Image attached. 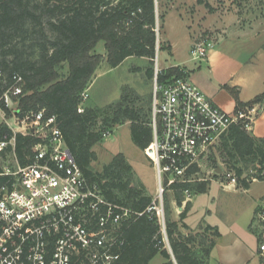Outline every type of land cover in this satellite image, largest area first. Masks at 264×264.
Masks as SVG:
<instances>
[{
  "label": "trees",
  "instance_id": "1",
  "mask_svg": "<svg viewBox=\"0 0 264 264\" xmlns=\"http://www.w3.org/2000/svg\"><path fill=\"white\" fill-rule=\"evenodd\" d=\"M159 3L158 0L157 3L155 0H0V72L7 82L13 74L22 77L16 117L20 119L26 113L41 110L46 117L53 116L88 185L96 187L108 202L131 211L118 230L121 245L119 258L113 264H149L157 254L165 259L163 264H208L220 233L209 225L188 228L184 220L191 208L190 201L178 221L170 219V205H165L168 251L155 212L145 211L152 197L147 195L143 184L132 185L133 171L126 157L122 153L114 155L101 172L91 167L96 160L93 147L102 141L105 132L111 133L116 126L128 123L132 143L144 154L152 142L150 105L148 110L140 107L137 103L141 98L134 90L124 87L117 102L102 108L82 107V95L89 90L102 63L103 57L94 53L100 41L110 69L128 58H145L148 61L145 76L152 79L156 49H163L156 32L157 22L164 18L159 13L164 5ZM180 74V67H170L158 78L163 81ZM227 89L232 93L235 109L264 102V91L242 103L236 89ZM0 109L10 116L4 105ZM10 140L13 145L0 152V160L10 152L20 166L29 164L40 139L14 133L6 123H0V141ZM219 144L225 168L235 177L237 188L248 189L254 180H264V138L232 127ZM197 170L194 165L190 173ZM208 185L207 181L173 185L171 192L176 206H182L186 190L199 195L207 191Z\"/></svg>",
  "mask_w": 264,
  "mask_h": 264
},
{
  "label": "built area",
  "instance_id": "2",
  "mask_svg": "<svg viewBox=\"0 0 264 264\" xmlns=\"http://www.w3.org/2000/svg\"><path fill=\"white\" fill-rule=\"evenodd\" d=\"M211 38L204 35L191 47L193 61L207 60L214 48ZM153 63L152 142L145 155L156 174L157 195L145 211L155 212L168 247L163 194L175 184L192 183L194 173H190V168L199 166L201 158L232 127L251 132L259 111L258 105L232 112L220 109L192 83L183 68L182 74L159 81L163 70L158 67V48ZM22 82L18 74L7 82L0 72V107L4 105L10 110L13 103L17 105ZM82 97L86 100L87 92ZM15 132L35 136L40 142L29 164L20 166L12 155L14 167L4 166L0 171V264L117 261L121 245L118 230L131 211L108 202L96 187L88 185L53 116L46 117L43 110L26 113L16 118ZM109 134L105 132L103 137ZM10 145L13 140L0 141V152ZM235 183V177L229 173L226 185ZM255 214L250 229L257 239L259 262L264 264V197Z\"/></svg>",
  "mask_w": 264,
  "mask_h": 264
},
{
  "label": "rangeland",
  "instance_id": "3",
  "mask_svg": "<svg viewBox=\"0 0 264 264\" xmlns=\"http://www.w3.org/2000/svg\"><path fill=\"white\" fill-rule=\"evenodd\" d=\"M158 1H160V5H164V8L159 11L164 18L157 22L158 43L160 42L163 47L162 50L158 51V67L160 69L180 67L188 71L190 80L191 76L194 78L198 75L206 78L209 87L216 92L217 98L226 103H231L233 98L231 91L227 89V85L230 86L238 81L247 85L251 76L253 83L257 81L258 85L259 83L264 84V42L262 47L258 46L259 40L264 38V0ZM256 20L258 21L255 23V27L258 26L259 32L252 38L244 32L233 33L236 31H232L225 38L223 32L213 25L225 21L224 24H229L232 29L238 27V29L247 32V28L249 29L250 24ZM204 35L212 36L211 39H214V48L211 51H219L211 58L209 67L206 61H193L190 53L191 47ZM94 53L101 55L103 60L95 72L93 81L87 90L88 97L84 100L82 107L102 108L115 103L120 99L123 88L128 87L140 96L141 101L137 104L144 110H148L153 85V77L147 79L145 76L148 61L145 58L132 57L126 59L118 67L110 69L105 61L106 51L102 41L96 44ZM220 53L224 54L226 58ZM152 67L154 68V63ZM199 67L202 72L197 74ZM262 88L264 89L263 86ZM262 90L259 88L258 93ZM16 108L17 105L13 103L9 117L0 110V123H6L13 132H15L17 118L15 117ZM219 143L220 141L201 158L200 165L197 166L198 170L192 177L191 184L207 181L209 190L205 194L197 196L196 201L199 203L187 216L186 221L188 220L193 226L217 223L224 232L222 244L229 246L232 238L231 233L228 234L229 223L234 220L235 217L233 216L243 208L245 198L221 190L220 186H227V175L230 172L225 168L221 158ZM93 151L96 154V160L91 164L93 171L101 172L103 166L108 164L114 155L122 153L132 167V185L137 186L141 183L145 187L147 195L151 196L152 199L156 197L157 179L155 171L144 152L132 143L128 123L114 127L107 138L103 137L102 141L93 147ZM13 161L12 154L8 152L5 159L0 160V163L2 167H14ZM253 187L254 190H257L256 192H259V188L264 187V182L256 183ZM163 195L164 215L165 205L169 203L170 219L174 221L179 220V215L184 210L185 204L188 201L191 203L195 196L190 191L185 192V200L182 202V206L178 207L174 202L173 192L169 191ZM212 197H216V201ZM218 203L228 208L224 214L226 216L218 212ZM183 232L186 233L187 231L183 230ZM166 248L169 251V246ZM164 261L165 259L157 254L149 264H163Z\"/></svg>",
  "mask_w": 264,
  "mask_h": 264
},
{
  "label": "crops",
  "instance_id": "4",
  "mask_svg": "<svg viewBox=\"0 0 264 264\" xmlns=\"http://www.w3.org/2000/svg\"><path fill=\"white\" fill-rule=\"evenodd\" d=\"M257 21L258 20L250 24L249 29L247 28L246 30L247 32H245L244 30L238 29V27H233L232 29V27L229 24H224L225 21H220L219 23H215V24L212 23V24L215 26L216 29H219L223 32V37L225 38L232 31H236L233 33L244 32L247 34L248 37L252 38L259 32L258 26L255 27L256 25L255 23ZM241 29H244V28L241 27ZM263 42H264V38L262 37L259 40L258 46H261ZM216 52H219V51L210 52L209 57L206 60V64L208 65V67L211 62V58L215 56ZM222 56L226 58L224 54ZM198 69L199 70L197 74H200L202 71L200 70V67ZM251 78L252 76L248 79L247 85H244V83H240V81L234 82V84L230 86L227 85L228 88L237 90L238 98L242 103H247L251 101L255 96L259 95L260 93L264 91V89L262 88V86L264 87V84L259 83L258 85L257 81L253 83V81H251ZM191 81L207 97H209L210 100L220 109L226 112H232L235 109V103H234L233 98L231 100V103H226L218 99L216 92L209 87L210 85L206 78H203L202 76H199V75L194 76V78H192L191 76ZM259 88H261V90L263 89L262 92L260 93H258ZM258 111H259L258 116L253 125L251 133L255 137L264 138V102L261 104H258ZM261 182H264V180L263 181L254 180L248 189L237 188L235 185H228L227 187L220 186L222 192L224 191V192L234 193V194L243 196L245 198V204L243 208L241 209V211L238 214H235L233 216L235 217L234 220L229 223V228H228L229 233L228 234L231 233L230 235L232 237L230 240L231 243L229 246L227 244H222L224 232L222 231L220 226L215 222L207 223L208 225L212 227H216L220 233V237L216 240L215 245L210 252L208 264H260L259 256L257 254V239L250 229V224L255 218V215H256L255 213H256L257 207L261 199L264 197V187L259 188L260 191L256 192L257 190L253 189L254 188L253 185L256 183H261ZM207 190H209V188ZM197 196L198 195H195L194 199L191 201V210L187 214V216L190 215V213L194 210V208L197 207L195 206L197 203H199L198 201H196ZM212 198L216 201V197H212ZM217 207H218V212L222 214L223 216H226L224 214L225 212L228 211V208L224 205H221V203H218ZM184 223L190 229H196L198 228V226H200V224H196V226L190 225V223L188 222V220L186 221V219L184 220Z\"/></svg>",
  "mask_w": 264,
  "mask_h": 264
},
{
  "label": "water",
  "instance_id": "5",
  "mask_svg": "<svg viewBox=\"0 0 264 264\" xmlns=\"http://www.w3.org/2000/svg\"><path fill=\"white\" fill-rule=\"evenodd\" d=\"M157 40H158V38H157Z\"/></svg>",
  "mask_w": 264,
  "mask_h": 264
}]
</instances>
